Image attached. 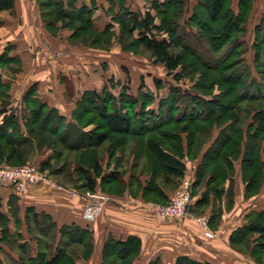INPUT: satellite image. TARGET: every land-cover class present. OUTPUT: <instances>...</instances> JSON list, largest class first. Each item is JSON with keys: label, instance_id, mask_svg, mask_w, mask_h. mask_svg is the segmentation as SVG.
<instances>
[{"label": "crops", "instance_id": "0c3cea01", "mask_svg": "<svg viewBox=\"0 0 264 264\" xmlns=\"http://www.w3.org/2000/svg\"><path fill=\"white\" fill-rule=\"evenodd\" d=\"M62 2L66 9L86 7L91 10L94 28L99 31L108 24L116 25L114 12L120 9L117 0ZM38 7L37 0H14L12 9L0 12V41L4 42L0 54L4 52L11 58L8 61H18L21 65L13 76L3 73L4 78H0V82L9 86V99L14 97L15 104H23L25 97L31 94L49 107L56 108L65 123L73 122V110L85 91H99L107 85L113 90L116 84L126 85L128 79L114 80L115 83L109 84L113 77L105 78L106 72L101 71L102 68L107 71L109 67L112 57L109 51L114 39L108 49L84 48L82 43L78 45L72 41V30L67 25L63 26L61 19L55 20L47 29L48 20ZM42 33L49 38L46 40L51 41L54 49L43 45ZM118 49L126 53L119 45L115 51ZM122 67L126 71L127 66L122 64ZM68 88L69 100H52L56 93H64ZM155 101L158 100H153L151 106ZM10 106L5 109L17 114L20 131L25 134L24 119L27 117ZM232 135L233 132H228L227 128L217 130L211 140L215 143L213 145H217L215 140L219 137V145L209 144L207 147L224 150ZM246 139L247 131L242 130L241 147H244ZM50 150L46 149V153ZM203 153L204 150L196 154L195 150L190 152L185 148V155H180L185 165L184 176L194 181V196L189 215L179 221L162 222L152 216L150 202L156 201L143 195L150 174L139 173L138 182L132 185L130 173H127L122 178L123 192L109 194L110 200L92 220L83 217L87 199L80 192L71 193L76 188L68 183L58 181L64 187L33 185L20 196L7 184H0V258L6 264H25L28 259L36 258L44 247L50 256L65 245L66 254L70 257L67 264H102L107 240L125 241L132 237L137 239L138 248L129 264H177L179 257L209 264H264V237L258 232L242 230L254 213L264 211V162H260L261 178L254 182L251 179L254 176L252 166L245 171L240 161L234 159L223 164L218 162L219 155L215 162L206 161V169L201 162ZM165 184L156 182V188L169 196L172 188ZM97 191H100L99 179L91 192ZM196 216L206 217L214 237L205 236L202 226L195 220ZM71 225L87 230L86 239L72 242L67 234L61 236V227Z\"/></svg>", "mask_w": 264, "mask_h": 264}, {"label": "rangeland", "instance_id": "374dc122", "mask_svg": "<svg viewBox=\"0 0 264 264\" xmlns=\"http://www.w3.org/2000/svg\"><path fill=\"white\" fill-rule=\"evenodd\" d=\"M37 1L40 13L44 14L47 20L53 22L54 17L52 15L50 16V10L53 9L51 3L55 4L57 0ZM127 2L131 9H133L132 11H137L141 14L150 11L156 16L155 23L158 25L161 24V17L167 19L176 12L179 19L178 33L181 35V43L180 41L177 43L175 39H172L164 29L159 30L156 28L153 30V33L158 38H169L173 50L183 55L184 65L178 69V72L181 73V78L179 80L174 79L173 75L167 72L162 63L155 62L150 52L142 44L132 41L133 37L130 38L128 33L124 31L126 29L124 28L123 30V25L120 26L118 22H116L115 26L112 25V28L108 30L106 34L97 35L90 31L84 19L82 22L76 20L78 16L85 15L72 11L70 18L62 20V24L63 26L67 25L69 29L72 30V41L78 45L82 43L85 46L84 48L88 46L98 49H108L114 39L116 42L114 41L111 51H109L112 55L109 67L107 71L105 68L101 69L102 72H106L104 77H113L112 80H109V84H111V82L115 83L114 80L122 78L128 79V81L125 82H127L126 85L129 86V90L132 93L137 91L138 88L136 89V87L140 86L141 80L143 79L145 84L144 90H150L154 100H158L154 102L153 106H151V104L150 107L156 109L159 100L167 96L172 86H176L179 89L178 100L172 102V109L164 106L160 110L159 120L163 123L158 125V123L149 122L147 127L143 129L141 125L135 124L134 128L137 132L143 131L141 135L112 133L104 145L90 148L87 147V145L93 144V138H90L88 135H94L97 132L103 131V118L99 116L98 110L91 111L85 107L80 109L78 104H76L73 113L82 116V123L85 124L81 130H83L84 134L82 135H85V137H81V139L76 135L75 130H71L67 134H64V138L61 140L62 142H60L58 141V135H53L49 132L52 130V128L49 127V129H46L48 132L42 135L46 143L41 145L38 140L32 139L29 144L22 147L25 152V160L21 164L39 163L40 165L44 160H48L51 167H48L46 170L50 174L51 172L60 171V174L54 176V178L63 184L68 183L71 187L76 188L80 186V179H78L77 175L78 161L82 159V156H85L84 160L90 161L95 152L101 162L102 175L106 177H119L121 183L116 184V187H124L122 178L124 176L126 177L127 173H130L132 185H135V182H138L140 174H150V170L155 167L152 156L144 146L146 137L150 136L156 139L163 147L181 156L185 155L183 154L185 148L190 152L195 150L196 154L204 150L205 153H203L204 155L201 157V162H204V165L206 161L215 162L216 156L214 153L215 150H219L220 147L208 148L207 146L209 144V146L219 145V137L215 140L217 141V145H213L215 143L211 139L215 136L217 130L226 128L228 132H233V135L230 143L227 144L225 149H220L221 158L218 159V162L226 164L225 162L228 160L234 159L235 161H240L245 171L250 166L254 168V165L244 158L247 156V149L250 144L256 143L257 145V142L258 150L261 152L257 150V156H255V158L260 162H264V147H261L262 142L260 141L264 139V137L261 136L260 139L257 140L260 134L255 133L253 134L254 136H250L249 133L254 130L255 127V123L251 118L252 112L258 108L264 107V98L250 99L240 94L241 91H244L243 85H248V91H252V84L249 82L252 79L254 81L259 80V75L263 76V74L257 73L253 59L255 56V29L257 26H260L263 28L261 32L264 30V0H254V3H252V7L247 12L248 16L245 23V31L236 33L238 39L242 40V44L239 49L234 51V54L228 57L224 64L217 62L220 56L226 54L228 50L226 48L227 46H224L225 43H227L226 41L230 38L228 35L224 34V32H230V29L224 28L223 26L224 23L226 24V13H224L218 21L211 22V29L206 30L195 21L189 22L188 19H186L195 8L198 9L199 16H206L199 0H186L185 5L181 9L167 6L163 9L164 12L162 13H157V10L152 8V0H127ZM118 5H120V3ZM230 5H232L235 11H238V0H227L225 9H228ZM72 19L73 21H70ZM45 27L48 29L50 25ZM75 31H77V33H75ZM41 38L43 39V45H47V47L54 49V45H52L51 41L46 40L49 38L44 37L43 33L41 34ZM184 43L195 49L201 58L212 67L204 66L192 52L182 46ZM118 45L125 50L126 53L119 49L115 51V47H118ZM3 46L4 42L0 41V52ZM220 46L221 48H219ZM238 58L239 62L236 61ZM122 64L127 66L128 69L126 68V71L123 69ZM226 64H229L227 65L228 67H225ZM233 65L238 67L233 69L231 67ZM217 66L220 68H215ZM19 67H21V65L18 61H13L11 63V61L0 59V78H4L3 73H6L8 76H13L15 70ZM236 68L244 72L245 80L240 78L235 79L233 76H229L234 70L236 71ZM77 79H81L80 76H77ZM235 80L239 81L238 85H235ZM156 83H158V85ZM8 88V85L6 87H0V112L3 107L10 106L13 103L9 108L20 111L24 114V117H28L31 115V109H33L37 103L41 102L38 98L34 100L32 97L31 100L34 101L32 105L34 106L29 104L30 100H24L23 104L17 105L14 103L16 100L14 97L9 99L10 95L8 94ZM115 88L116 89L113 90L110 89V91H112L115 96H118L117 94L121 89V84H116ZM68 92L69 88L66 89L64 93H56L52 100H69L67 97L70 92ZM2 94L6 96L4 97ZM65 107L67 108V106ZM135 108L133 103H129L126 106V111L130 113L133 112ZM184 126L188 128V133H184L182 130ZM38 128L39 127L36 126L35 130ZM242 130L247 131V139L244 147H241L240 143ZM260 142L261 144H259ZM0 144L5 146V141L0 140ZM84 145H86V147H80ZM53 148H56V150ZM46 149L50 150L49 153H46ZM86 156L90 159H87ZM104 162H106L105 165ZM0 164L16 166L20 163L1 160ZM204 167L206 169L208 168L207 165H204ZM152 170H154L153 174H155V177L150 178L153 184L159 181L164 183V178L160 172L156 170V168ZM176 183L175 180H170V182H166L165 185L171 187L173 190ZM3 257L6 258L4 254Z\"/></svg>", "mask_w": 264, "mask_h": 264}, {"label": "trees", "instance_id": "16d2710c", "mask_svg": "<svg viewBox=\"0 0 264 264\" xmlns=\"http://www.w3.org/2000/svg\"><path fill=\"white\" fill-rule=\"evenodd\" d=\"M199 1L205 11L206 16H199V11L195 8V10H193L190 16L186 19H188L189 22L195 21L206 30L211 29V22L218 21L223 16V14L226 13V24L224 23L223 26L224 28L226 27L230 29V32H224V34L228 35L231 39L229 38L226 41L227 43H225L224 45L227 46V53L220 56L217 62L224 64L228 57L234 54V51L236 49H239L240 45L242 44V40L238 39L236 33L245 31V23L248 16L247 12L252 7L253 0H238V11H235L232 5H230L228 9H225L227 0ZM117 3H120V9L117 13L114 12V21L118 22L120 26L123 25V30L125 28L126 30L124 31L128 33V36H130V38L133 37L132 41L142 44L150 52L151 57L155 62L162 63L165 66L167 72L172 74L174 79L179 80L181 78V73L178 72V69L179 67L184 65L183 55L180 52H176L173 50L169 38H158L153 33V30L156 28L159 30L164 29L166 33H168L169 36L172 37V39H175L177 43L179 41L181 43V35L180 33H178L179 19L176 12H174L171 17L167 19L165 17H161V24L158 25L157 23H155L156 16L153 15L150 11H146L145 13L141 14L137 11L130 10L125 5V0H117ZM185 3L186 0H152V8L156 9L157 13H162L164 12L163 9L167 6L181 9L185 5ZM51 4L53 5V9L50 10V16L52 15L54 17L53 22L57 19H68L70 18L72 11H76L81 15H85L78 16L76 20H80L82 22L84 19L90 31L94 32L97 35H104L108 30L112 28V24H108L103 31L95 29L92 21V12L91 10L86 9V7L66 9L64 8L62 0H57L55 4ZM13 6L14 0H0V12L2 10L12 9ZM70 21H73V19ZM53 22H51V20H48L47 24L53 25ZM1 25L2 20L0 19V26ZM261 29L263 28L260 26H257V28L255 29L256 41L254 44L255 56L253 61L257 73L263 74V76L259 75V80L254 81L252 79L249 82L250 84H252V91H248V85H243L244 91L240 92L241 96H246L250 99L264 98V30L263 32H261ZM75 33H77V31H75ZM182 46L188 51L192 52L204 66L212 67L210 64L206 63L203 58H201V56L195 49L185 43ZM219 48H221V46ZM0 59H5L8 61L11 58L7 55H4V52H2L0 54ZM236 61L239 62V58ZM227 65L229 64H226L225 67H228ZM236 65H233L231 67L235 69V67H238ZM215 68L220 67L217 66ZM229 76H233L235 79L245 78L244 72L239 70L238 68H236V71L234 70L231 74H229ZM156 84L158 85V83ZM238 84L239 81L235 80V85ZM1 86L6 87L7 84L0 82V87ZM112 87H114V85ZM144 89L145 84L142 79L141 84L135 93H132L129 90L128 85L122 84L121 89L117 94L118 96H115L114 93L110 91V87L108 88L107 86H104L99 91L88 90L82 94L80 100L77 103L79 108L81 109L82 107H85L86 109H89L91 111L98 110L99 116L103 118L104 122L103 131L97 132L94 135H88L90 136V138H93V144L87 145V147H100L104 145V143L109 139V136L112 133H118L122 135H141V132L143 131L137 132L134 128L135 124L141 125L143 129L147 127V124L149 122L155 124L158 123V125H161L163 123L159 120V114L161 113L160 110L164 106L172 109V102L178 100L179 98V89L176 86H172L167 96L159 100L156 109L150 107L152 101L154 100L152 92H150V90ZM2 96L5 97L6 95L2 94ZM32 97L33 96L30 94L25 97L24 100H30L29 104H31V106H34L32 105L34 103V101L31 100ZM33 98L34 100H36L35 97ZM129 103H133L136 107L135 110L130 113L126 111V106ZM31 110V115L25 118L24 125L26 129L25 134H23V132L20 131V122L17 114L13 111H8L7 109H5V107L1 109L0 140L5 141V146H3V144H0V161L5 160L8 162H17L21 164L25 160V152L22 147L29 144L32 139L38 140L39 144L41 145L46 143V140L42 137V135L43 133L48 132L46 129H49V127L52 128V130H50L49 132L53 135H58V141L60 142H62L61 140L64 138V134H67L71 130H75L76 135H78L80 138L85 137V135H82L84 134L83 130H81L85 123H82V116L80 114L73 113L74 121L65 123V119L59 114L56 108L48 107V105L43 102L37 103V105L34 106ZM251 118L255 123V127L253 133H251L250 136H254L253 134L258 133L260 134V136L257 137L258 140L261 136L264 137V107L254 110L252 112ZM36 126L39 127L37 130H35ZM182 130L188 133V128H186L185 126L182 128ZM260 141L262 142L264 141V139H261ZM261 142L259 144H261ZM144 146L152 156L155 166L153 168H156V170H158L163 176V182L168 183L170 182V180H175L177 182L176 185H174L175 188L179 184L178 180H180L184 176L185 172V165L181 161L180 155L166 149L160 142L150 136L145 138ZM80 147H86V145ZM263 147L264 143L262 145V148ZM53 149L56 150V148ZM257 150L258 142L257 145L256 143L250 144L247 149V156L244 158L254 165V176L251 177V179L255 180L254 182H257L258 179L261 178V175H259V171L261 170V163L258 159L255 158V156H257ZM214 154L216 157H218L220 155V149L215 150ZM96 155L97 154L94 152L90 161L84 160L85 156H82V159L78 161L77 175L78 179H80V186L76 187V190H95V186L99 179V188L101 192L108 195L111 193H122L124 187H116V184L121 183L119 181V177L117 178L115 176H103L102 166L98 156ZM86 157L87 159L89 158L88 156ZM40 167L42 169H47L51 166L48 160H44L40 164ZM152 169L150 170V178L155 177V174H153L154 170ZM197 173H199V175H202L199 170H197ZM51 174L54 177L60 174V171L51 172ZM193 186L194 181L192 182V197L194 196ZM143 195L149 197L151 196L152 199L156 202H166L168 199V196H166V194L162 190L156 188V183L153 184V181H151V179L143 188ZM198 201L199 200H197V202ZM190 208L191 205L189 206V210ZM242 230H244L245 232L247 231V233L258 232L262 237H264V211L254 213L251 218H249L247 224L242 227ZM60 233L61 236L67 234V237L70 241L76 242L82 239L85 240L88 231L82 229L79 226L71 225L61 227ZM263 246L264 241L262 243V247ZM44 248L46 249V247ZM137 248L138 241L136 238L131 237L125 241L110 238L105 242L103 247L102 264H129L130 260L135 255ZM45 249L39 251V254L36 258L28 259L27 263L25 264H67V259H69L70 257L66 254L65 245L61 248H57L54 255L51 254L50 256ZM0 264L6 263H4L0 258ZM177 264L209 263L193 261L191 259H188L187 257H179L177 259Z\"/></svg>", "mask_w": 264, "mask_h": 264}, {"label": "built area", "instance_id": "2783aa9c", "mask_svg": "<svg viewBox=\"0 0 264 264\" xmlns=\"http://www.w3.org/2000/svg\"><path fill=\"white\" fill-rule=\"evenodd\" d=\"M192 182L191 178L183 176L166 202H150L152 216L162 222L185 219L189 215V206L193 202ZM0 184H7L12 192L19 196L26 193L33 185L49 184L64 187L46 169H42L39 163H25L16 166L0 164ZM78 192L80 191L71 190V193ZM79 194L87 199L83 212L86 220L94 219L104 203L110 200V195L101 191H85ZM195 220L202 226L205 236H215V233L208 228L205 216H196Z\"/></svg>", "mask_w": 264, "mask_h": 264}]
</instances>
